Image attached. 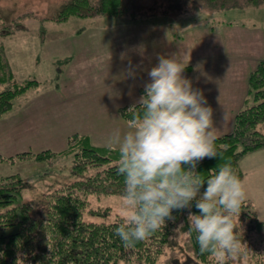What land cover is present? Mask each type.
<instances>
[{"label":"rangeland","instance_id":"obj_1","mask_svg":"<svg viewBox=\"0 0 264 264\" xmlns=\"http://www.w3.org/2000/svg\"><path fill=\"white\" fill-rule=\"evenodd\" d=\"M68 1L0 0V48L14 75V83L1 88L36 82L15 98L10 111L0 115V178L17 176L24 201L41 199L43 194L72 182L75 150L42 162L6 159L28 152L61 153L67 138L75 134L87 137L93 147L109 148L106 141L114 131L123 134L130 130L118 109L139 103L143 96L140 91L151 82L148 73L158 64V56L187 55L182 77L203 97L211 96L206 106L213 113L224 112V118L232 115L233 121V115L243 107L252 69L234 60V54L246 48L242 38L232 36L247 37L246 27L251 29L254 24L261 29L264 22V2L244 5L248 0H237L242 7L222 11L200 8L202 2L194 9L192 2L196 0H122L129 8L123 16H70L57 21V13ZM90 1L94 5L99 0ZM179 3L185 11L175 8ZM205 26L217 33L205 31ZM220 56L223 63L214 64L215 57ZM94 72L99 79L93 77ZM210 72L222 79L219 86L223 91L213 92L208 86L214 81ZM251 98H247L246 106L254 104ZM231 128L232 123L226 130L216 129V137ZM110 149L118 153L116 148ZM87 166L84 175L108 165L95 169ZM239 167L246 192L243 201L251 200L264 222V149L245 155ZM86 200V221L126 219L121 194L93 192ZM90 211L102 216L93 217ZM175 240L164 247L155 264H197L188 255L184 235L178 232ZM257 252L241 246L237 257L226 264H254L253 258L260 261Z\"/></svg>","mask_w":264,"mask_h":264},{"label":"trees","instance_id":"obj_2","mask_svg":"<svg viewBox=\"0 0 264 264\" xmlns=\"http://www.w3.org/2000/svg\"><path fill=\"white\" fill-rule=\"evenodd\" d=\"M198 2H202L198 5L200 8L209 11L243 6L237 0H196L192 2L194 9L199 8L196 5ZM263 2L264 0H248L244 5L259 6ZM175 8L185 11L180 3ZM128 12L129 8L122 0H99L94 5L90 0H69L57 13L56 20L63 21L70 16L118 17ZM13 77L4 51L0 48V115L10 111L15 98L36 83L1 88L14 80ZM247 83L248 94L254 104L245 105L237 111L231 130L217 136L215 145L218 157L205 158L198 163L195 171L205 182L212 174L210 171H218L219 166L226 163L231 165L240 179L241 159L249 153L264 149V61L257 63L250 72ZM140 92L145 95L143 89ZM132 107H136V113L142 111L139 103L118 109L119 116L127 123L134 115L129 112ZM73 150L75 154L72 153ZM65 153L73 154L71 172L75 179L51 194H43L41 199L24 201L17 176L0 178V264H155L164 247L174 244L172 241H176L178 232L184 235L188 255L197 264H215L214 256L209 253L201 254L196 233L189 234V211L199 214L195 201L190 209L173 210L174 219L166 220L159 230L137 242L133 248H125L115 234L122 219L113 223L84 220L88 193L123 194L124 177L117 172L119 153L110 148L93 147L87 137L75 134L67 138L66 148L61 153H20L6 160L12 162L14 159L30 158L42 162ZM104 164L108 166L84 175L87 165L95 169ZM184 167L187 170L188 166ZM203 191L204 188H201L200 192ZM89 214L93 217L102 216L98 211H90ZM234 217L237 220V224L233 221L235 235L241 241V246L256 252L258 250L256 256L260 261H254L253 257L251 259L253 258L254 264H264V222L258 217L253 203L243 201L239 213Z\"/></svg>","mask_w":264,"mask_h":264},{"label":"clouds","instance_id":"obj_3","mask_svg":"<svg viewBox=\"0 0 264 264\" xmlns=\"http://www.w3.org/2000/svg\"><path fill=\"white\" fill-rule=\"evenodd\" d=\"M186 57L158 56L139 101L142 111L130 108L134 113L128 121L130 130L123 134L116 130L106 141L118 150L117 172L124 177L126 219L115 234L125 248H133L174 219L173 210L190 209L195 201L199 214L189 211V234L196 233L201 254L209 253L218 264H226L241 248L233 218L246 192L230 164L210 171L206 182L195 171L203 159L219 154L213 110L182 77Z\"/></svg>","mask_w":264,"mask_h":264},{"label":"crops","instance_id":"obj_4","mask_svg":"<svg viewBox=\"0 0 264 264\" xmlns=\"http://www.w3.org/2000/svg\"><path fill=\"white\" fill-rule=\"evenodd\" d=\"M187 14L188 13H186L184 15H187ZM196 14H205L206 15V13H204V12H200V13L199 12H196ZM261 25L263 27L261 29L260 28H256L257 25H254V24L251 26L252 27L251 29H250V27H246V32L247 33H245V34H247V37L246 36H242V35H233L232 36V37L239 36V38H242L241 39L242 40V46L246 48V50L245 51H242V53H240V54L239 53L234 54L235 55L234 60H236L238 63L243 64L244 66H246L247 64H249L251 66V69L252 70L255 68V66L257 65V63H259L260 61H264V22ZM222 26H224V25H222ZM258 26H260V25H258ZM203 28H204L205 31H211L212 34L217 33L215 30H212V28H211V30H207L206 26L203 27ZM232 37H229V38H232ZM64 58L69 59V56H66ZM215 59L216 60H214L213 62H216V63H214V64H217V63L218 64H221V63H223L222 56L215 57ZM252 70H250V71H252ZM92 74H93V77L94 78L98 77L96 79H99V76H96L95 75L96 72H94ZM215 74H217V72ZM209 75L211 76L210 78L212 80H214L213 83H210L208 85L211 88V90L213 92H217L220 89L222 90V88H220V86H219V82H221L220 80H222V79L219 76L212 74L211 72L209 73ZM94 78H93V80L96 82L97 80L94 79ZM225 82L227 84V81H225ZM203 86L204 87L206 86V82L204 83ZM245 94H246L245 95L246 98H244L243 107L245 105H247V103H248L247 98H250L249 97V94H248V89H247V91H245ZM210 97H211L210 95H206L204 97V99L206 101L209 100V102H210L212 100V99H210ZM240 109H238L237 111H239ZM230 111H229V113H230ZM224 116H226V115H224V112H220L218 114H216V112L213 113L212 119H213V125H214L215 129H217L219 131H223V130H226V129H228V128L231 127V123L233 124L232 115L231 116H228L227 115L226 118H224Z\"/></svg>","mask_w":264,"mask_h":264}]
</instances>
